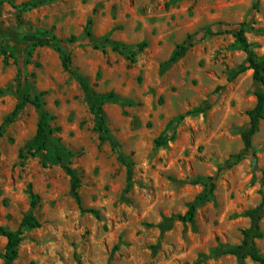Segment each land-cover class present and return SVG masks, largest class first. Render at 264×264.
<instances>
[{"label":"rangeland","instance_id":"obj_1","mask_svg":"<svg viewBox=\"0 0 264 264\" xmlns=\"http://www.w3.org/2000/svg\"><path fill=\"white\" fill-rule=\"evenodd\" d=\"M89 18L96 40L148 47L136 62L111 44L105 54L85 37ZM242 24L262 55L264 0H53L21 18L0 5V48L6 53L0 55V127L20 92H45L44 109L58 129L54 138L74 153L71 166L82 177V207L100 213L81 210L64 164L47 154L21 157L40 121V111L28 104L0 138V226L19 228L31 210L29 184L40 197L33 213L41 226L25 229L14 264H238L221 251L241 242L250 224L245 213L264 196V120L247 156L217 174L243 151L247 111L261 89L251 70L238 72L246 54L234 33ZM212 25L215 34L194 40L184 57L171 62L188 35ZM52 29L61 39H81L82 46L67 48L73 67L96 95H114L104 109L120 150L133 162L131 185L119 151L101 140L90 102L63 68L61 54L23 41L26 33ZM196 109L202 112L187 114ZM160 136L163 146L156 143ZM206 194L194 221L178 219ZM261 227L264 234V218ZM6 245L0 235V264ZM257 245L264 255V236Z\"/></svg>","mask_w":264,"mask_h":264},{"label":"trees","instance_id":"obj_2","mask_svg":"<svg viewBox=\"0 0 264 264\" xmlns=\"http://www.w3.org/2000/svg\"><path fill=\"white\" fill-rule=\"evenodd\" d=\"M52 1L53 0H31L17 5L13 0H0V5L10 6L18 13L19 17L21 18V16L25 12L37 9L42 5L48 4ZM257 7L258 3H255L254 8ZM92 26L93 19L89 18L85 29V37L91 44L95 46L96 49L102 48L105 54H107L108 52L105 48V44H111L113 46L114 51L120 54H125L132 62H136V57L138 53L143 52L148 47L147 42H142L135 46L129 47L112 42L109 38L96 40L93 38V33L91 30ZM239 27V30L234 33V37L238 46L245 52L246 60L238 68V72L242 73L247 70H252L253 79L257 84H261V89H259L255 93L256 104L252 109L247 111V115L249 116L250 121L248 127L245 128L241 133V138L244 144L243 151L238 154L231 155L227 163L219 168L217 174H221L225 170L232 169L247 156V154L253 148V137L260 129L261 121L264 120V53L260 55L256 51V45L249 41L246 36L245 25L242 24L239 25ZM216 32V26L212 25L202 29L199 32L188 35L186 41L183 44L177 46L176 51L171 57V62H176L182 57H184L190 50V48L193 46L194 40H203L207 35H212ZM23 41L29 42L35 47H52L61 54L63 68L67 72L71 73L78 80L87 99L90 102L91 112L95 116L96 120V127L101 133V140L110 141L113 147L119 151V158L121 162L127 167L128 183L129 185H131L133 180V162H131L129 157H127L120 150V143L115 139L107 124V118L104 109L105 104L108 101L114 99L115 97L113 94L105 96L96 95L88 80L80 73L77 68L73 67V58L71 52L67 50L68 47L74 49L76 47L82 46L83 44L81 39L77 38L76 36H71L68 40L61 39L54 33V30L52 29L40 32L37 31L26 33L25 35H23ZM0 55H6V53L2 51L1 48ZM1 93L2 90H0V94ZM20 93L21 100L17 105L15 111L10 117L7 118L5 123L0 127V138L3 137V128L6 123L13 121L14 116L19 111L24 109L28 104L34 105L40 111V121L38 124L36 136L26 145L25 149L22 150L21 157L26 158L27 154L32 156L47 154L51 155L50 158L53 162H59L64 164V168L71 178V192L76 198L81 210L83 212L92 213L100 218L99 211L95 209H84L82 207L81 197L79 193L82 177L71 166V158L74 156V153L68 150L63 145H61L59 139L54 138V134L58 129L53 128L51 125V122L55 120V116L44 109V102L42 98L45 95V92H42L35 96H32L31 94L26 92ZM199 112H202L201 109H196L195 111L189 112L187 114L189 115ZM186 115H182L177 120L171 122L170 126H175L180 120H183ZM156 143L158 144V146H163L165 144L164 137L160 136L156 140ZM44 164L47 165V163ZM207 179L210 182V186L214 188V177H209ZM204 184L205 186H207V184L209 183ZM27 192L31 199V210L24 217L19 228L16 230H10L3 226H0V235L4 236L7 239V245L5 248V253L3 255L5 259V264H14V262L17 260L19 256V247L23 240V234L25 229L38 228L41 226L37 217L33 213V210L37 207L39 203L40 197L34 192L32 184L28 185ZM208 198L209 194L198 197L196 201L191 204L188 212L185 215L179 216L178 219L184 222L194 221L197 215L198 202L206 200ZM245 214L246 217L249 218L250 224L247 228L242 231L241 242L237 245L227 247L226 249L222 250L221 253L223 255L234 256L238 264H247L248 259L258 264H264V255L261 253L257 245V241L262 239L264 236L261 227V222L264 218V196L260 204L253 208H250L246 211Z\"/></svg>","mask_w":264,"mask_h":264},{"label":"crops","instance_id":"obj_3","mask_svg":"<svg viewBox=\"0 0 264 264\" xmlns=\"http://www.w3.org/2000/svg\"><path fill=\"white\" fill-rule=\"evenodd\" d=\"M252 71V70H251ZM253 72V71H252Z\"/></svg>","mask_w":264,"mask_h":264}]
</instances>
